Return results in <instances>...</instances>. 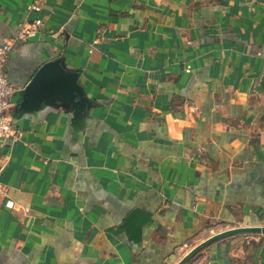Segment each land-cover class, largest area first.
<instances>
[{"label": "crops", "instance_id": "1", "mask_svg": "<svg viewBox=\"0 0 264 264\" xmlns=\"http://www.w3.org/2000/svg\"><path fill=\"white\" fill-rule=\"evenodd\" d=\"M22 22L35 33L17 39ZM5 43L21 91L59 58L90 104L80 123L58 99L8 111L0 264H174L264 224V0H0ZM187 264H264V233Z\"/></svg>", "mask_w": 264, "mask_h": 264}, {"label": "water", "instance_id": "2", "mask_svg": "<svg viewBox=\"0 0 264 264\" xmlns=\"http://www.w3.org/2000/svg\"><path fill=\"white\" fill-rule=\"evenodd\" d=\"M54 99L72 108L77 123H80L86 106L90 104L83 87L78 82V73L63 68L59 58L42 63L34 72L21 92L17 107L18 113L35 111ZM149 218L150 214L147 211L139 208L132 209L122 223L129 238L137 241L140 226ZM258 233H264V224L240 225L219 230L190 247L174 264H187L202 249L220 239Z\"/></svg>", "mask_w": 264, "mask_h": 264}, {"label": "built area", "instance_id": "3", "mask_svg": "<svg viewBox=\"0 0 264 264\" xmlns=\"http://www.w3.org/2000/svg\"><path fill=\"white\" fill-rule=\"evenodd\" d=\"M32 8L37 9L36 5ZM37 22L29 24L22 22L17 39L32 36L35 33ZM10 49L9 43H5L0 47V137L10 136L14 133L12 126V118L8 111L10 107L17 105L15 96H21V88L10 83L4 73V63Z\"/></svg>", "mask_w": 264, "mask_h": 264}, {"label": "rangeland", "instance_id": "4", "mask_svg": "<svg viewBox=\"0 0 264 264\" xmlns=\"http://www.w3.org/2000/svg\"><path fill=\"white\" fill-rule=\"evenodd\" d=\"M11 107H12V106H11ZM11 107H10V109H11ZM218 229H219V228H215V229L213 228V229H208V231H209V230H210V231H211V230H214V232H215V230H218ZM221 230H222V229H221ZM216 232H217V231H216ZM192 246H193V245H191V246L189 245L188 247H186V249H184V252H185V250L187 251V250H188L190 247H192Z\"/></svg>", "mask_w": 264, "mask_h": 264}]
</instances>
